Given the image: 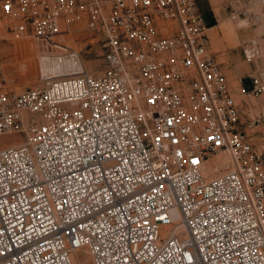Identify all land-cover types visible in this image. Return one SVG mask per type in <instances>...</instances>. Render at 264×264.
Listing matches in <instances>:
<instances>
[{"label": "built area", "instance_id": "built-area-1", "mask_svg": "<svg viewBox=\"0 0 264 264\" xmlns=\"http://www.w3.org/2000/svg\"><path fill=\"white\" fill-rule=\"evenodd\" d=\"M227 5L264 23V0ZM79 22L99 73L61 45ZM0 23L41 81L0 89V264H264L261 35L230 79L201 0H0Z\"/></svg>", "mask_w": 264, "mask_h": 264}, {"label": "rangeland", "instance_id": "rangeland-1", "mask_svg": "<svg viewBox=\"0 0 264 264\" xmlns=\"http://www.w3.org/2000/svg\"><path fill=\"white\" fill-rule=\"evenodd\" d=\"M201 9L205 11L210 25H218L214 28L216 39H212V48L221 51V59L224 61V70L236 69L238 75L244 68L232 59V53L241 52L242 43L249 37L260 36V42L264 47V23L259 26L240 25L230 18V6L227 0H201ZM64 41L62 47L79 52L86 68L92 73L101 72L106 65V46L102 34L98 30L88 27L84 22L75 23L64 29ZM38 45L33 37H14L0 23V89L20 92L24 89L37 86L41 83L38 76L37 54ZM236 62V63H234ZM234 75L232 77L235 78ZM264 111V95L258 101ZM264 135V133H263ZM14 136H0V145L6 144ZM264 139V137H263ZM263 141V140H262ZM264 149V142L260 143ZM224 162L216 160L205 169L207 175H215L218 169L224 168ZM79 264H92L85 248H81L75 254ZM77 262V261H76Z\"/></svg>", "mask_w": 264, "mask_h": 264}, {"label": "crops", "instance_id": "crops-1", "mask_svg": "<svg viewBox=\"0 0 264 264\" xmlns=\"http://www.w3.org/2000/svg\"><path fill=\"white\" fill-rule=\"evenodd\" d=\"M218 25H213V26H210V28H209V33H210V35H211V38L212 39H216V33H215V30H214V28L215 27H217ZM232 59H230V58H228L227 59V61H236L237 63L239 62L240 64H241V66L244 68V71H243V73H239V74H247V73H249L250 72V70L252 69V65H250V64H248V63H246L244 60H243V55H242V52H237V53H232ZM236 62H234V63H236ZM236 63V64H237ZM226 72V74H227V76L230 78V79H232V77L234 76V75H236L237 74V72H236V69L234 68L233 70H226L225 71Z\"/></svg>", "mask_w": 264, "mask_h": 264}, {"label": "bare ground", "instance_id": "bare-ground-1", "mask_svg": "<svg viewBox=\"0 0 264 264\" xmlns=\"http://www.w3.org/2000/svg\"><path fill=\"white\" fill-rule=\"evenodd\" d=\"M88 257H89V259H90V256L88 255ZM74 260H75V262L77 263V264H79L80 263V261L78 262V260L74 257Z\"/></svg>", "mask_w": 264, "mask_h": 264}, {"label": "trees", "instance_id": "trees-1", "mask_svg": "<svg viewBox=\"0 0 264 264\" xmlns=\"http://www.w3.org/2000/svg\"><path fill=\"white\" fill-rule=\"evenodd\" d=\"M205 12V11H204ZM206 14V13H205ZM206 18H207V16H206ZM207 23H208V25L209 26H211L209 23H210V21L208 20V18H207Z\"/></svg>", "mask_w": 264, "mask_h": 264}]
</instances>
